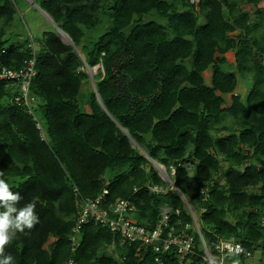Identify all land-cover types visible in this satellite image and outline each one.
I'll use <instances>...</instances> for the list:
<instances>
[{"label":"trees","instance_id":"1","mask_svg":"<svg viewBox=\"0 0 264 264\" xmlns=\"http://www.w3.org/2000/svg\"><path fill=\"white\" fill-rule=\"evenodd\" d=\"M35 1L79 52L56 31L33 41L32 115L10 102L19 87L0 82V172L21 195L18 207L35 199L39 216L5 245L14 264H152L153 253L121 245L96 222L71 240L81 200L104 193V208L129 201L132 218L149 225L169 208L172 222H181L176 233L191 234L181 193L210 247L231 237L247 250L264 245V0ZM18 2L0 0V63L13 71L33 58L27 37L6 46L15 36ZM230 53L237 73L222 68ZM85 64L102 66L94 79L104 107L91 91L83 110ZM210 68L209 86L203 74ZM237 75L253 82L245 103L233 95Z\"/></svg>","mask_w":264,"mask_h":264},{"label":"built area","instance_id":"2","mask_svg":"<svg viewBox=\"0 0 264 264\" xmlns=\"http://www.w3.org/2000/svg\"><path fill=\"white\" fill-rule=\"evenodd\" d=\"M33 41L30 39L28 44L33 58L26 60L24 67L13 71L3 67L0 63V82H6L10 86L16 84L19 87L20 95L15 97L13 102L26 108L30 115L33 114L32 108L37 102V98L30 90L31 82L36 76L37 47ZM37 128L43 136V130L38 121ZM152 190L159 191L162 190V187H153ZM105 195L104 193L95 200H81L79 217L72 229L71 240L73 242L78 241L77 237L81 227L92 221L107 227L118 237L121 245H137L138 251L141 252L144 249L146 252L153 253L152 264H187L188 262L191 264L193 257H200L204 264H251L247 261L253 258L255 252L264 253V245L260 246L258 243L252 249L247 250L234 237L220 238L214 247H210L201 229L192 231L190 224H186L185 230H191V234L186 232L177 234L175 227L181 225V222L176 224L172 222L169 208L162 210L161 218L155 225L138 222L130 214L135 211L133 204L126 200H120L106 209L104 208L107 201ZM260 227L264 230V216L260 220ZM167 254H170V262L166 257ZM67 264L77 263L74 259H70Z\"/></svg>","mask_w":264,"mask_h":264},{"label":"rangeland","instance_id":"3","mask_svg":"<svg viewBox=\"0 0 264 264\" xmlns=\"http://www.w3.org/2000/svg\"><path fill=\"white\" fill-rule=\"evenodd\" d=\"M33 1L36 2L35 0H19V2L17 3V21L15 22V25L13 28V32H15V36H13L12 40L6 43V46L9 47L13 41L21 40V39L24 40L26 37L28 39L31 38V39L37 40L42 37L44 32H47V31H56L58 36L61 38L62 42L68 45V41L63 40L62 34L59 33L58 29L54 26L52 21H50L52 20V18L49 15L48 16L50 20L46 18L42 14L43 10L40 11L39 5L37 3L36 5H34L35 3ZM240 4L242 5L243 2L241 1ZM260 7H264V2L260 4ZM245 8L250 12L252 19L254 20L258 19L257 11L255 7L251 5H246ZM236 35H238V32L232 34L233 37H236ZM37 47H38V44H37ZM228 57H229L228 63L222 67L223 70L225 72L237 73L236 65H235V58L233 54L230 53ZM83 70L88 75L89 79L86 80L82 86L81 94H80V102L83 107V110L85 109L89 110V107H87V104H88L87 100L89 98V94L91 91L95 92L97 90L96 80L94 79V77L99 73V71H102L103 69L101 65H98L92 68L88 64H85ZM237 76H238V84H237V88L234 91L233 95L234 96L239 95L242 101L245 103L248 98L249 93L252 90L253 82L251 79H244L240 75H237ZM203 77L205 79V82L210 86L211 81H212V69L210 68L206 70L203 74ZM226 103H227L226 104L227 106L231 105L230 95L226 96ZM125 132L127 131L125 130ZM134 145L137 146L135 143ZM137 147L140 148L143 154L147 155V153L142 147L140 146H137ZM151 165H153V167L156 169L158 175H160L163 181L169 183L173 187V189L177 190L174 181L171 179L168 171L166 170L164 166L160 165L159 163L152 162V161H151ZM149 169L150 167L147 166V171H149ZM221 184H225L224 181H221ZM249 192L253 193L255 192V190L250 189ZM188 203L186 202L188 211L193 219L192 224H190L192 227L191 230L196 231L198 228L201 229L200 216L198 213H196V211ZM54 240L55 239L53 237H50L48 244H46V248ZM108 251H109V254L113 255L114 252L113 250H111V248L108 249ZM247 262L251 264H264L263 253L255 252L253 258L248 260ZM187 264H190V262H188Z\"/></svg>","mask_w":264,"mask_h":264},{"label":"clouds","instance_id":"4","mask_svg":"<svg viewBox=\"0 0 264 264\" xmlns=\"http://www.w3.org/2000/svg\"><path fill=\"white\" fill-rule=\"evenodd\" d=\"M10 102L14 103L13 99ZM2 176L3 172H0V264H14V257L4 250L5 245H8L17 233L32 229L39 221V216L35 199L18 207L21 195L11 191L12 187Z\"/></svg>","mask_w":264,"mask_h":264},{"label":"water","instance_id":"5","mask_svg":"<svg viewBox=\"0 0 264 264\" xmlns=\"http://www.w3.org/2000/svg\"><path fill=\"white\" fill-rule=\"evenodd\" d=\"M34 5H36V4H34ZM41 10V9H40ZM42 11V10H41ZM52 21V23L54 24V26L58 29V31H59V33H63V34H65L67 37H68V45H70V46H73L78 52H79V50L77 49V47L73 44V42H72V40L69 38V36L66 34V33H64L61 29H59L57 26H56V24L53 22V20H51ZM96 94H97V99H98V101H99V103L103 106V103H102V101H101V98H100V96H99V94L97 93V91H96ZM104 107V106H103ZM126 134L129 136V134L126 132ZM130 137V136H129ZM130 140H131V142L133 141L132 140V138L130 137ZM133 143H135L134 141H133ZM151 160V159H150ZM152 162H155V161H153V160H151ZM156 163V162H155ZM171 182H173V181H171ZM176 189L178 190V188H177V186H176ZM179 191V190H178ZM180 192V191H179ZM181 194V193H180ZM182 195V194H181ZM182 197H183V199L188 203V201H187V199L182 195Z\"/></svg>","mask_w":264,"mask_h":264},{"label":"bare ground","instance_id":"6","mask_svg":"<svg viewBox=\"0 0 264 264\" xmlns=\"http://www.w3.org/2000/svg\"><path fill=\"white\" fill-rule=\"evenodd\" d=\"M41 11V10H40ZM42 14L46 17V18H48L49 20H50V18H49V16L45 13V12H43L42 11ZM51 21V20H50ZM62 34V37H63V40L64 41H69L68 40V37L65 35V34H63V33H61Z\"/></svg>","mask_w":264,"mask_h":264},{"label":"crops","instance_id":"7","mask_svg":"<svg viewBox=\"0 0 264 264\" xmlns=\"http://www.w3.org/2000/svg\"><path fill=\"white\" fill-rule=\"evenodd\" d=\"M48 15V14H47Z\"/></svg>","mask_w":264,"mask_h":264}]
</instances>
